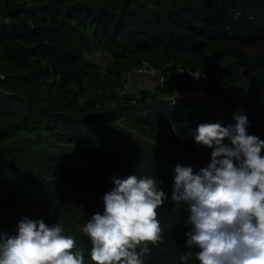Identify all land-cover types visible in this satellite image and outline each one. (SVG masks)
Wrapping results in <instances>:
<instances>
[{
	"label": "trees",
	"instance_id": "16d2710c",
	"mask_svg": "<svg viewBox=\"0 0 264 264\" xmlns=\"http://www.w3.org/2000/svg\"><path fill=\"white\" fill-rule=\"evenodd\" d=\"M144 64L155 85L126 91ZM0 75V230L61 223L96 264L82 227L112 176L152 175L169 199L176 164L210 159L189 129L239 110L264 139V0H0ZM169 208L145 264H198L180 260L187 203Z\"/></svg>",
	"mask_w": 264,
	"mask_h": 264
},
{
	"label": "clouds",
	"instance_id": "9594fccd",
	"mask_svg": "<svg viewBox=\"0 0 264 264\" xmlns=\"http://www.w3.org/2000/svg\"><path fill=\"white\" fill-rule=\"evenodd\" d=\"M233 117L235 123L217 120L189 129L195 142L211 148L206 166L173 168L171 200L189 210L181 261L194 249L198 264H264V139L246 131L244 112ZM111 179L102 210L82 227L90 258L96 264H145L149 245L162 238L157 209L167 193L152 175ZM84 253L61 223L43 218L24 215L14 233L0 230V264H84Z\"/></svg>",
	"mask_w": 264,
	"mask_h": 264
},
{
	"label": "rangeland",
	"instance_id": "374dc122",
	"mask_svg": "<svg viewBox=\"0 0 264 264\" xmlns=\"http://www.w3.org/2000/svg\"><path fill=\"white\" fill-rule=\"evenodd\" d=\"M105 56L103 54H94L93 55V59L95 61H97L100 64H103L104 60H105ZM152 69H150V67H144L143 70L138 71L134 74H132L130 77H128L127 79L130 78L129 82L125 84V90L129 91V92H137L138 90L142 89V88H147V89H152L153 86L155 85V80L152 77L155 73L151 72ZM174 151V150H173ZM176 153H178L180 155L181 151L179 149L176 148ZM175 153V151H174ZM200 166L199 163H197L195 166H192L194 171L197 170V167ZM173 203V201L171 200V198L167 199V202H165L163 204V206L165 205L166 207H168V214L171 212V208H169V206H171ZM160 207L157 212H159L162 208ZM177 213L174 214V216H176ZM186 216V214H184V217ZM186 218H181L180 219V224H182L183 221H185ZM179 223V221H178Z\"/></svg>",
	"mask_w": 264,
	"mask_h": 264
},
{
	"label": "built area",
	"instance_id": "2783aa9c",
	"mask_svg": "<svg viewBox=\"0 0 264 264\" xmlns=\"http://www.w3.org/2000/svg\"><path fill=\"white\" fill-rule=\"evenodd\" d=\"M147 66V64H144L138 71H141V70H143L144 69V67H146ZM148 67V66H147ZM150 69H152V68H150ZM151 72L152 73H155L156 71L154 70V69H152L151 70ZM135 72H131V73H128L127 75H126V82L128 83L129 82V80H130V78L129 79H127L128 77H130L132 74H134ZM0 77H2L1 75H0ZM126 82H125V84H126Z\"/></svg>",
	"mask_w": 264,
	"mask_h": 264
},
{
	"label": "water",
	"instance_id": "95a60500",
	"mask_svg": "<svg viewBox=\"0 0 264 264\" xmlns=\"http://www.w3.org/2000/svg\"><path fill=\"white\" fill-rule=\"evenodd\" d=\"M214 70H215L214 66L210 65L209 67L202 70V75L205 76L206 74L213 73Z\"/></svg>",
	"mask_w": 264,
	"mask_h": 264
}]
</instances>
